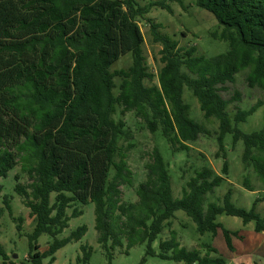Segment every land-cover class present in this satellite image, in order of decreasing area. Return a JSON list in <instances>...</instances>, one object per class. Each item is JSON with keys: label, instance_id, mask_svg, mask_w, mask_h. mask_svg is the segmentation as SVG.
I'll return each instance as SVG.
<instances>
[{"label": "trees", "instance_id": "trees-1", "mask_svg": "<svg viewBox=\"0 0 264 264\" xmlns=\"http://www.w3.org/2000/svg\"><path fill=\"white\" fill-rule=\"evenodd\" d=\"M185 1L141 6L136 0H0V180L19 166L28 177L24 186L20 175L15 176V192L36 222L30 237L32 264H43L47 258L53 264L58 251L83 240L86 226L59 239L70 220L83 215L78 205L94 204L98 243L109 264L112 252L124 241L127 253L147 244L146 255L162 260L228 264L211 245L204 244V255L182 247L175 231L155 253L152 244L171 229L179 211L195 223L200 236L215 238L222 231L231 253L236 251L233 237H243L225 229L219 216L240 218L244 225L255 223V233H264V216L256 210L260 199L249 211L232 203L231 190L222 204L207 202V196L229 177L228 135L233 146L243 143L244 168L254 171L264 190V127L251 134L238 128L262 103L248 110L236 107L232 117L229 107L240 102L241 95L237 92L230 100L221 95L245 71L248 87L264 90V0H194L222 29L211 37L229 46L226 53L211 59L197 56L196 46L181 48L151 20L152 40L162 46L163 67L156 76L144 55L138 19L154 7L171 13L169 3L183 6ZM127 55L132 56V66L112 72ZM155 79L158 85H146ZM185 89L199 102L205 121L219 122L216 157L224 160L221 176L204 167L183 187V197L175 199L168 164L156 148L146 166L147 179L136 188L138 201L123 202L121 188L133 186L127 154L135 145L126 122L115 120L117 108H122L121 115L134 113L151 134L160 132L173 152L188 151L209 132L191 119ZM244 185L254 191L248 178ZM0 200L12 216L10 198L2 196L1 188ZM18 221L20 231L23 219ZM42 235L53 239L43 253L37 244ZM80 249L77 263L89 264L92 247ZM0 256L3 264H15L9 263L1 244Z\"/></svg>", "mask_w": 264, "mask_h": 264}, {"label": "rangeland", "instance_id": "rangeland-1", "mask_svg": "<svg viewBox=\"0 0 264 264\" xmlns=\"http://www.w3.org/2000/svg\"><path fill=\"white\" fill-rule=\"evenodd\" d=\"M141 6L161 1V0H136ZM172 10L170 13L159 7H154L145 18H139L138 23L145 38L143 46L144 55L147 64L152 73L158 76L163 65L160 63V52L162 46L155 44L152 40L150 32V21L160 24L161 32L179 42V46L184 49L197 47V56H204L211 59L217 55L226 53L229 46L226 42L215 40L211 37V33L222 29L212 14L194 5V0H186L181 6L177 3H169ZM132 66V56L122 57L112 68V72L120 70H128ZM247 72H242L236 77L234 84L226 85L227 92H222L224 99L230 100L235 93L241 95L240 102L231 104L229 113L233 117L236 113V107L248 110L258 102L262 103V107L251 116L246 123L238 126L239 130L246 134L261 131L264 127V90L259 88L251 89L246 82ZM117 86H120V79L115 80ZM157 84L155 79L152 83L147 82L146 85L151 86ZM119 91L116 90L115 94ZM184 101L190 107V117L195 122L203 124L209 134L201 136L195 143L189 145L188 151L173 152L161 136L160 132L151 134L144 123L140 121L134 113L127 112L121 115L122 108H117L115 120H124L128 128L133 133V143L135 148L128 152L127 162L132 172L133 186L121 188V199L125 203H135L138 201L136 196V188L147 179V165L152 163V154L154 149H158L168 164L171 180L173 196L175 199L183 197L182 189L186 183L195 176L197 171L204 167L213 169L216 174L221 176L224 160L217 158L216 154L219 150L217 143V135L219 132V122L213 119L209 122L205 121L203 113L200 110V104L188 89H185ZM233 137L228 135L225 140L227 161L230 164L229 177L222 185L215 190V193L207 196V202H216L222 204L224 196L229 190L232 191V203L239 208L251 210L257 199L261 202L256 207L257 212L264 216V190L258 177L252 169L246 170L242 163V154L244 145L239 142L233 146ZM20 175V183L24 186L28 185L27 175L21 172L20 166L11 171L6 179L0 180V188L2 196L10 198L12 208V216L6 210L3 201L0 200V211L3 210L0 217V244L5 249L9 263L15 264H32L29 254L30 237L33 235L35 228V219L30 214L31 211L25 206L24 200L15 192V176ZM248 178L250 185L254 189L249 191L244 185V179ZM54 201V195L52 197ZM83 211V215L72 218L69 222V228L59 236V239L68 237L72 232L82 226L87 227V234L81 242H75L64 247L56 254V261L53 264H78L77 258L82 255L81 246L89 245L93 249V254L89 264H109L105 253L98 243V235L95 230V206L88 204L86 206L78 205ZM73 209L68 211L71 215ZM23 219L21 230H18L20 222ZM218 222L227 230L239 232V236L243 240L233 237V244L236 248L231 253L227 246L222 231L213 238L210 234L200 236L196 232L195 223L182 211L176 213V218L172 222L171 229L165 230L159 235L157 240L152 244V249L156 254L160 252V243L171 237V231H175L177 239L181 246L188 249H198L204 255L206 251L203 249L204 244L215 247L219 255L225 258L228 264H264V233L257 234L254 231L255 223L244 225L240 218L222 215L218 217ZM53 243V239L48 235H42L38 240L39 252L43 253L49 245ZM35 251V250H34ZM147 244H139L129 249L127 253V243L123 242V247L116 248L113 253L112 264H181L169 260H162L158 256H147ZM4 260L0 256V264ZM50 258L43 260V264H49Z\"/></svg>", "mask_w": 264, "mask_h": 264}, {"label": "crops", "instance_id": "crops-1", "mask_svg": "<svg viewBox=\"0 0 264 264\" xmlns=\"http://www.w3.org/2000/svg\"><path fill=\"white\" fill-rule=\"evenodd\" d=\"M236 249V248H235Z\"/></svg>", "mask_w": 264, "mask_h": 264}]
</instances>
